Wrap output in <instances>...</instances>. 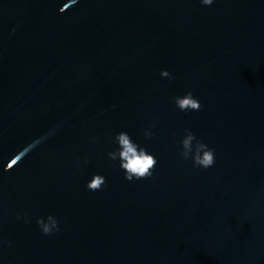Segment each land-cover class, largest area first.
<instances>
[{"label":"water","instance_id":"water-1","mask_svg":"<svg viewBox=\"0 0 264 264\" xmlns=\"http://www.w3.org/2000/svg\"><path fill=\"white\" fill-rule=\"evenodd\" d=\"M120 131L152 177L108 159ZM0 264H264V0H0Z\"/></svg>","mask_w":264,"mask_h":264},{"label":"clouds","instance_id":"clouds-1","mask_svg":"<svg viewBox=\"0 0 264 264\" xmlns=\"http://www.w3.org/2000/svg\"><path fill=\"white\" fill-rule=\"evenodd\" d=\"M203 6H211L214 0H199ZM160 75L172 80V75L167 70H162ZM175 106L181 112L199 111L202 108L197 98H194L191 91L178 95L173 98ZM185 134L180 141V156L183 160H190L192 167L196 169H208L216 163L215 149L197 138L196 134L190 129H185ZM146 139H153V132L150 128L144 130ZM114 140L117 147L107 153L110 161H119V168L124 173V178L128 181L142 180L152 177L158 163L156 157L150 154L146 148L135 142L131 135L126 131L118 132ZM89 161L86 159L85 163ZM106 184L105 176L94 174L87 182L86 188L89 191H100ZM39 229L45 235H51L59 230L57 219L49 214L46 218H38L36 221Z\"/></svg>","mask_w":264,"mask_h":264}]
</instances>
